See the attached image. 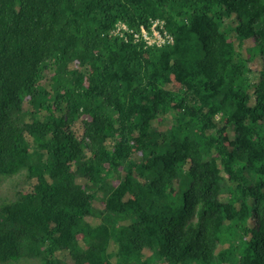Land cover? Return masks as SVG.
Returning <instances> with one entry per match:
<instances>
[{"label": "trees", "instance_id": "trees-1", "mask_svg": "<svg viewBox=\"0 0 264 264\" xmlns=\"http://www.w3.org/2000/svg\"><path fill=\"white\" fill-rule=\"evenodd\" d=\"M20 171L2 264H264V0H0Z\"/></svg>", "mask_w": 264, "mask_h": 264}, {"label": "rangeland", "instance_id": "rangeland-1", "mask_svg": "<svg viewBox=\"0 0 264 264\" xmlns=\"http://www.w3.org/2000/svg\"><path fill=\"white\" fill-rule=\"evenodd\" d=\"M141 28L140 31L135 33L133 32V37H136L135 35L138 34L140 38H142V33H141ZM128 32H132L130 30H125L123 28V25L121 22H118L116 25V28L112 32L113 35H117L120 37H123L122 35ZM144 33L146 32L147 34V39L148 41H152V44H158L163 45L166 42H171V35L165 30L164 28V21L161 19H154L152 20V23L148 29L143 28ZM156 34H159V37L156 36ZM145 41V40H144ZM158 45V46H161ZM157 46V45H155ZM253 69H258L260 68V65L258 63H254L252 66ZM250 76H252L250 74ZM116 181H114L115 183ZM28 187V183L26 181V175L24 171H20L19 173L13 175V176H5L1 178L0 181V203L3 201H12L15 200L18 197V192L23 191ZM38 259L34 258H23L17 262H14L12 264H38ZM0 264H2L0 262ZM163 264V263H162Z\"/></svg>", "mask_w": 264, "mask_h": 264}, {"label": "built area", "instance_id": "built-area-1", "mask_svg": "<svg viewBox=\"0 0 264 264\" xmlns=\"http://www.w3.org/2000/svg\"><path fill=\"white\" fill-rule=\"evenodd\" d=\"M123 28L126 30L127 28H126V26L125 25H123ZM141 29L143 30V27H141ZM141 30V33H142V39L143 40H145V43L147 44V45H161V44H158L157 42H156V44H152L153 42L152 41H148V39H147V35H145V34H147L146 32L144 33V31H142ZM136 37H138V38H140L139 36H138V34L137 35H135ZM156 36H158L159 37V34H156ZM171 37V36H170ZM171 39H172V37H171ZM170 42V41H169Z\"/></svg>", "mask_w": 264, "mask_h": 264}, {"label": "clouds", "instance_id": "clouds-1", "mask_svg": "<svg viewBox=\"0 0 264 264\" xmlns=\"http://www.w3.org/2000/svg\"><path fill=\"white\" fill-rule=\"evenodd\" d=\"M122 25H125L124 23H122ZM126 26V25H125ZM127 28V27H126ZM128 29V28H127ZM126 29V30H127ZM128 33H130V32H128V31H126V33L125 34H123L122 36L124 37V38H126V34H128ZM132 33V32H131Z\"/></svg>", "mask_w": 264, "mask_h": 264}]
</instances>
